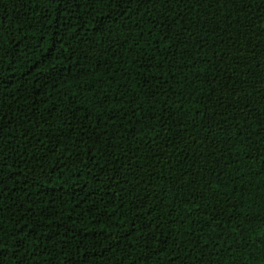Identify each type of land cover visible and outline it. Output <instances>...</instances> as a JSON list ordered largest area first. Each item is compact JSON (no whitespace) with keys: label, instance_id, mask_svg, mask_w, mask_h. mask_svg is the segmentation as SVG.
Segmentation results:
<instances>
[{"label":"trees","instance_id":"1","mask_svg":"<svg viewBox=\"0 0 264 264\" xmlns=\"http://www.w3.org/2000/svg\"><path fill=\"white\" fill-rule=\"evenodd\" d=\"M0 264H264V0H0Z\"/></svg>","mask_w":264,"mask_h":264}]
</instances>
